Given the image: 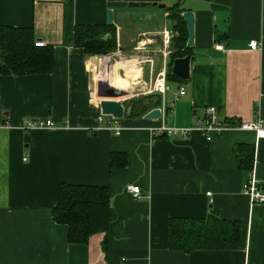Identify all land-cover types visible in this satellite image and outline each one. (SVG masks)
<instances>
[{"label":"crops","instance_id":"crops-1","mask_svg":"<svg viewBox=\"0 0 264 264\" xmlns=\"http://www.w3.org/2000/svg\"><path fill=\"white\" fill-rule=\"evenodd\" d=\"M110 1L165 8H114L109 23ZM176 8L187 32L183 13L195 16L191 75L169 77L171 90L162 97L147 90L164 64L172 73L174 47L167 56L161 51L163 33H175ZM0 25L31 27L54 51L52 71L16 75L2 72L0 49V264H264V203L243 192L250 173L236 151L254 147L252 174L264 183V139L236 128L212 140L199 131L187 137L157 131L190 127L207 106L236 123L264 119V0H0ZM84 25H111L115 47L89 54L77 46L76 28ZM254 39L259 49L250 47ZM116 77L129 84L113 85ZM181 85L186 94L175 100ZM106 98H129L133 108L136 99L156 100L162 116L145 118L151 108L123 117L116 135L107 128L113 116L101 111ZM26 118L54 125L26 132ZM115 154L125 166H112ZM62 182L109 188L116 219L106 248L103 234L72 243L68 225L54 220ZM130 184L141 187L140 198ZM212 211L248 225L246 248L171 247L172 221Z\"/></svg>","mask_w":264,"mask_h":264},{"label":"trees","instance_id":"trees-1","mask_svg":"<svg viewBox=\"0 0 264 264\" xmlns=\"http://www.w3.org/2000/svg\"><path fill=\"white\" fill-rule=\"evenodd\" d=\"M179 9L176 13L173 59L184 57L188 52V32L181 22ZM31 27L0 25V49L4 74H33L50 72L54 67V51L50 46H37ZM114 28L102 25L78 26L75 44L89 54L108 53L115 47ZM172 66V65H171ZM172 69V68H171ZM170 72V71H169ZM177 78L173 73L168 78ZM158 101L136 99L133 114L143 115L156 106ZM239 165L251 174L254 168V147L241 145L236 148ZM122 155L112 157V166H125ZM264 189V184H263ZM53 218L69 227L72 243L87 244L92 236L103 234V247L108 243L110 224L116 219L107 186H91L62 182ZM248 225L241 220H227L212 211L206 218H181L172 221L170 245L185 252L195 249H244L247 246Z\"/></svg>","mask_w":264,"mask_h":264},{"label":"built area","instance_id":"built-area-1","mask_svg":"<svg viewBox=\"0 0 264 264\" xmlns=\"http://www.w3.org/2000/svg\"><path fill=\"white\" fill-rule=\"evenodd\" d=\"M173 36L174 34L168 30L163 33V49L161 52L164 56H167L170 53L169 48L172 45ZM149 41L151 40L149 39ZM35 44L37 46L43 47L46 45V42L39 39L36 40ZM260 46V43L256 39L250 41V47L252 49H259ZM144 61L149 62L151 66L154 65V59L151 57L145 58ZM168 74L169 68L166 64H164L158 71L152 87L150 86L147 92H155L162 95V97H165L171 90V86L168 80ZM185 94L186 88L185 86L181 85L178 89L177 94L175 95V100H179ZM165 110L171 111L172 108L167 109V107L164 106L163 111ZM99 119L100 121H103V116H100ZM53 125L54 122L51 119L44 121L39 119L26 118L23 120L22 128L26 132H29L37 127ZM107 128L114 134L119 135L122 132L124 125L119 119L108 117ZM234 128L254 131L259 139H264V119L260 115H257L256 118L250 122L236 123L231 119L220 117L217 107L215 106H207L204 115L190 127L177 128L162 125L161 127L157 128V131L159 134H166L168 136L179 135L182 137H187L193 131H199L205 135L207 140H212L214 135H222L224 131ZM263 184L264 183L262 181H259V179L254 177V175L251 173L243 184V192L247 194L253 202L264 203V189L262 187ZM127 189L135 199L140 198L142 191L139 185L130 184L128 185Z\"/></svg>","mask_w":264,"mask_h":264},{"label":"water","instance_id":"water-1","mask_svg":"<svg viewBox=\"0 0 264 264\" xmlns=\"http://www.w3.org/2000/svg\"><path fill=\"white\" fill-rule=\"evenodd\" d=\"M148 5L165 8L164 4L150 3V2H125V1H110L108 2V22L114 21V8L118 7H146ZM188 27V42L187 46L192 47L195 39V16L192 11H186L183 13ZM171 45L170 50H173ZM106 54V52L104 53ZM191 59L192 55L189 53L184 57H178L172 60V73L180 80L185 81L190 78L191 75ZM106 79V78H105ZM101 111L104 115L113 116L114 118L121 119L123 117H131L133 114V105L130 103L129 98L123 100H115L106 98L101 101ZM162 116L161 109L156 107L151 109L145 114L147 119H159Z\"/></svg>","mask_w":264,"mask_h":264},{"label":"bare ground","instance_id":"bare-ground-1","mask_svg":"<svg viewBox=\"0 0 264 264\" xmlns=\"http://www.w3.org/2000/svg\"><path fill=\"white\" fill-rule=\"evenodd\" d=\"M134 75H136V74H134ZM129 78V77H128ZM136 78V77H135ZM135 78H133V79H135ZM116 79H118V80H116ZM122 81H125V82H122ZM111 83L113 84V85H119V86H121V87H124V86H127L128 84H129V81H128V79L127 80H122V78L121 77H116V78H113L112 80H111ZM116 87V86H115ZM123 90V89H122Z\"/></svg>","mask_w":264,"mask_h":264},{"label":"rangeland","instance_id":"rangeland-1","mask_svg":"<svg viewBox=\"0 0 264 264\" xmlns=\"http://www.w3.org/2000/svg\"><path fill=\"white\" fill-rule=\"evenodd\" d=\"M147 70L149 71V67L147 68Z\"/></svg>","mask_w":264,"mask_h":264}]
</instances>
